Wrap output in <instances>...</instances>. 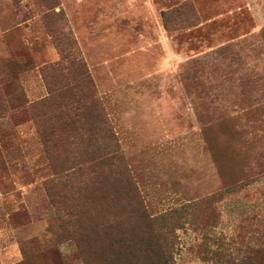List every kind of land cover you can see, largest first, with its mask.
<instances>
[{
    "label": "rangeland",
    "instance_id": "obj_1",
    "mask_svg": "<svg viewBox=\"0 0 264 264\" xmlns=\"http://www.w3.org/2000/svg\"><path fill=\"white\" fill-rule=\"evenodd\" d=\"M142 214L264 264V0H0V264H147Z\"/></svg>",
    "mask_w": 264,
    "mask_h": 264
},
{
    "label": "trees",
    "instance_id": "obj_2",
    "mask_svg": "<svg viewBox=\"0 0 264 264\" xmlns=\"http://www.w3.org/2000/svg\"><path fill=\"white\" fill-rule=\"evenodd\" d=\"M91 97V91H89L86 95H76L74 94L72 96V99L75 101L74 104L81 103L82 105L80 108L82 110L86 111V104L87 100H90ZM91 102V101H90ZM92 103L95 104V101L93 100ZM72 104V102L70 103ZM71 108H74L71 106ZM79 109V108H76ZM97 119L100 126V130L104 131L108 135V141L104 142L99 146L100 150L103 152L100 156L99 165L101 167L107 166V167H114L116 164H120V156L118 154V149L116 147L115 149V143L113 135L111 133L109 134V126L106 121L105 115L103 113V110L98 108L97 111ZM118 183L121 191L130 199L134 200L136 202V205L138 203V196L136 189L129 184V181L127 180V177L125 176H119ZM139 204V203H138ZM138 206V205H137ZM139 207V206H138ZM140 209V208H139ZM142 238H145V242H139L141 244L146 245L147 247V264H170L169 259L167 258L165 254L164 245L162 244V240L157 236V233L154 229L155 221L152 220L150 217H147L145 214H142ZM121 243V240L119 241Z\"/></svg>",
    "mask_w": 264,
    "mask_h": 264
},
{
    "label": "bare ground",
    "instance_id": "obj_3",
    "mask_svg": "<svg viewBox=\"0 0 264 264\" xmlns=\"http://www.w3.org/2000/svg\"><path fill=\"white\" fill-rule=\"evenodd\" d=\"M237 20V19H236Z\"/></svg>",
    "mask_w": 264,
    "mask_h": 264
}]
</instances>
